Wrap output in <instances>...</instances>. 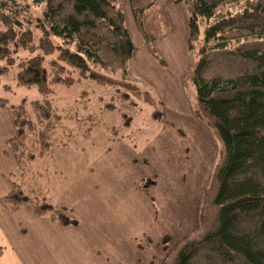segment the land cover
Listing matches in <instances>:
<instances>
[{"label": "trees", "instance_id": "1", "mask_svg": "<svg viewBox=\"0 0 264 264\" xmlns=\"http://www.w3.org/2000/svg\"><path fill=\"white\" fill-rule=\"evenodd\" d=\"M26 1L45 3L36 25ZM129 3L145 47L162 65L154 43L170 29L169 8L186 6L192 63L185 83L196 90L198 117L221 144L203 194L199 229L180 239L162 264H264V0ZM25 52L30 54L16 57ZM136 53L122 0H0V88L11 90L2 78L17 67V84L36 87L40 95L17 105L0 98L1 107L12 109L16 128L8 143L17 166L4 198L14 211L30 205L35 215L63 228L78 225L72 209L56 203L83 171L74 172L73 179L64 176L68 184L60 185L57 165L60 159L66 162L69 151L75 150L76 158L86 151L81 139L101 126L105 109L117 105L106 103L101 112L79 116L61 101L65 98L56 102L57 90L89 79L115 87L125 101L137 97L153 103L131 71ZM91 96L83 91L75 104L80 107ZM133 120L129 117L128 125ZM70 123L75 128H67ZM85 124L81 134L75 133ZM120 133L115 131L113 139H126ZM148 182L141 181V187Z\"/></svg>", "mask_w": 264, "mask_h": 264}, {"label": "rangeland", "instance_id": "2", "mask_svg": "<svg viewBox=\"0 0 264 264\" xmlns=\"http://www.w3.org/2000/svg\"><path fill=\"white\" fill-rule=\"evenodd\" d=\"M26 3L36 25V20L42 17L45 3L39 6L31 1ZM122 5L127 27L137 49L131 71L137 79H140V81L136 79L138 85L150 92L152 97L150 102L153 103L137 97L125 101L121 96L119 98L115 87L99 86L89 79H84L70 88L60 87L55 97L56 102L61 100L60 98H65L61 101L63 103L67 101V106H73L79 116L101 112L106 103L116 104L117 109H105L101 126L90 137L85 136V139H81L79 146L85 144L86 151H78L77 158L75 150L73 153L69 151L65 155L64 164L60 159L61 164L57 165L59 167L57 182L60 181L61 183L58 182L60 185H67L68 183L63 182L64 176L70 179L74 172L89 171L93 162L108 149L106 148L109 144L108 138L113 143L114 132H121L120 134L126 137L127 143L134 147L135 152L145 153L143 162L147 163L148 173L142 181L149 182L147 188H142L141 183L139 185L142 189H147L149 199L152 198L154 201L146 207L147 221L144 224L143 221L141 223L134 221L131 247L124 249L126 251L124 264H162L180 239L196 233L199 229L203 194L219 159L221 144L215 132L198 117L195 110L196 90L191 83H185L186 73L192 63L188 49L189 16L186 6L178 4L169 8L170 29L154 43L158 56L165 63L162 65L145 47L135 25L129 0H122ZM239 7L232 6V10L237 11ZM35 34L38 40L40 31L36 30ZM29 54V52L20 53L16 57L21 58ZM17 70V67H13L3 76L2 83L10 85L11 90L0 88V98H5L15 105L23 100L30 102L39 99L40 95L36 87L17 84L15 79ZM141 75L147 76L148 82L143 80ZM114 77L118 78V74ZM83 91H88L92 98L90 102L79 107L80 103L75 104V102L80 99ZM133 104H136V107H133ZM84 105L87 106L86 110H82ZM154 113L159 120L154 119ZM129 117L134 118L131 125H128ZM68 126L70 127L67 128H75L71 123ZM86 126V124L82 125L75 133L81 134ZM158 134L162 137L151 147L152 139ZM93 138L96 142L89 145ZM61 196L63 194L59 196L57 202ZM20 215L25 221L20 219L15 222L14 229H18L20 233L17 243L16 237L8 238L4 232L2 233L0 264H93L95 253L101 264H112L113 255L108 252L107 247L98 250L97 241L91 242L98 238H85L82 251L76 254L73 253L76 248L62 243L65 241V238H62L64 233L56 235L53 229L48 227V230L53 232V237H44L43 230L39 229V220L44 217H39L33 212L31 217L36 216L35 219H40L32 218L28 222L31 218L28 212H22ZM77 223L79 225L78 220ZM32 224H35V231L30 228ZM71 227L76 226L69 228ZM82 228L89 232L94 230L91 223L84 224ZM87 241L92 244H86Z\"/></svg>", "mask_w": 264, "mask_h": 264}, {"label": "crops", "instance_id": "3", "mask_svg": "<svg viewBox=\"0 0 264 264\" xmlns=\"http://www.w3.org/2000/svg\"><path fill=\"white\" fill-rule=\"evenodd\" d=\"M135 71L139 73L138 68ZM136 73L134 72L135 75ZM142 77L148 82L147 76ZM15 134L12 109L0 106V244L3 243L1 241L3 232L8 238L16 237L17 243L20 233L18 229H14L15 222L23 219L20 215L22 212H28L30 217L33 214L32 207L29 205H24L19 211H14L4 200L12 188L11 174L17 166L8 143ZM160 137L162 135L158 134L152 139L151 147ZM144 154L135 152L134 147L130 146L127 140L115 139L105 153L93 162L91 169L83 172L61 193L63 196L57 205L72 209L73 218L79 221L78 226L61 228L48 219H35V215V218L32 216L28 222L32 218L39 220V229L43 230L44 237H51L53 232L56 235L64 233L62 238H65V241L62 243L76 248L73 252L76 254L82 251L85 238H98L91 241L92 243L97 241V249L107 247L108 252L113 255L112 264H124L126 261L124 249L131 247L134 221L136 223L143 221L144 224L148 216L146 207L154 202L152 198L149 199L147 189H142L139 185L148 173L147 163L143 162ZM89 223L94 229L92 232L82 228L84 224ZM48 227H51L53 232L49 231ZM30 228L35 231V224H32ZM92 243L86 242V244ZM0 247L3 246L0 245ZM29 260L32 261V259ZM94 260L93 264L102 263L98 260L96 253Z\"/></svg>", "mask_w": 264, "mask_h": 264}]
</instances>
